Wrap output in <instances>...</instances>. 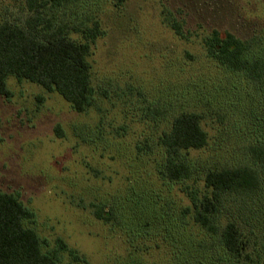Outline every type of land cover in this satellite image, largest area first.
I'll use <instances>...</instances> for the list:
<instances>
[{"label": "rangeland", "instance_id": "obj_1", "mask_svg": "<svg viewBox=\"0 0 264 264\" xmlns=\"http://www.w3.org/2000/svg\"><path fill=\"white\" fill-rule=\"evenodd\" d=\"M108 5L105 36L90 57L92 108L76 113L56 93L7 79L11 97L0 95V192L18 196L34 213L28 226L51 248L60 238L82 258L63 253L59 264H223L218 250L199 247L197 230H178L170 220L165 231L162 204L171 202L173 219L188 201L181 183L159 177L157 139L179 110L221 112L235 96L238 119L264 127V105L208 61L202 46L215 29L259 37L263 52L264 0ZM18 15L12 0H0V20ZM168 16L182 24L185 38L164 23ZM160 110L169 115L151 120ZM206 129L213 136L210 124ZM98 204L113 208L110 222L95 217Z\"/></svg>", "mask_w": 264, "mask_h": 264}, {"label": "trees", "instance_id": "obj_2", "mask_svg": "<svg viewBox=\"0 0 264 264\" xmlns=\"http://www.w3.org/2000/svg\"><path fill=\"white\" fill-rule=\"evenodd\" d=\"M125 1L12 0L19 15L0 20V95L11 97L6 81L14 77L58 94L76 113L92 108L97 91L90 57L96 41L105 36L101 17L107 3L117 9ZM164 23L185 38L179 21L168 16ZM259 39L245 40L214 29L202 39V46L208 61L264 105V51H259L263 45ZM236 97L221 112L210 111V106L202 107L205 113L181 109L160 133L158 175L166 183H181L180 193L188 204L171 219L167 199L159 218L165 231L170 220L178 230H197L202 235L199 247L218 250L223 264H264V127H249L238 119ZM166 115L169 111H155L150 119ZM205 151L209 156L202 159ZM104 207L95 205L94 215L110 222L113 208ZM33 218L18 196L0 192V264H59L63 253L74 262L82 261L62 239L51 248L39 238L28 226Z\"/></svg>", "mask_w": 264, "mask_h": 264}]
</instances>
